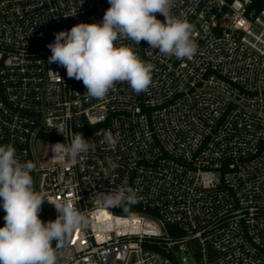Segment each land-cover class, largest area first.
I'll use <instances>...</instances> for the list:
<instances>
[{
	"label": "built area",
	"instance_id": "2783aa9c",
	"mask_svg": "<svg viewBox=\"0 0 264 264\" xmlns=\"http://www.w3.org/2000/svg\"><path fill=\"white\" fill-rule=\"evenodd\" d=\"M109 7L0 0V145L36 165V191L71 200L99 225L74 232L60 264L188 262L180 251L198 264H264V0H175L173 14L193 25L195 55L179 60L143 40L117 41L154 65L152 84L136 94L120 82L98 100L48 62L47 45L78 23L102 22ZM105 130L118 137L115 150ZM74 133L92 146L67 168L50 145ZM122 186L139 202L128 212L103 208L98 194ZM47 199L44 222L57 217Z\"/></svg>",
	"mask_w": 264,
	"mask_h": 264
},
{
	"label": "clouds",
	"instance_id": "9594fccd",
	"mask_svg": "<svg viewBox=\"0 0 264 264\" xmlns=\"http://www.w3.org/2000/svg\"><path fill=\"white\" fill-rule=\"evenodd\" d=\"M100 23H78L55 34L49 63L66 69L67 76L82 81L90 98L103 100L120 82L136 93L147 92L152 84L154 65L144 62L126 40L139 46L146 41L150 49L179 60L191 59L197 52L192 38L193 25L173 14L175 0H108ZM160 14L164 17L157 19ZM65 136L63 125H54ZM118 137L111 130L103 133V143L115 150ZM91 142L74 133L70 142L50 145V151L64 167L75 166ZM32 161L22 162L12 144L0 145V201L6 215L0 227V264H60L71 258V237L86 227H99L92 213H82L71 200L55 203L47 193L36 191L31 173ZM55 206V220L44 222L40 212L45 200ZM105 209L123 208L128 212L139 202L137 190L122 186L108 194H98ZM55 241V247L53 246Z\"/></svg>",
	"mask_w": 264,
	"mask_h": 264
},
{
	"label": "rangeland",
	"instance_id": "374dc122",
	"mask_svg": "<svg viewBox=\"0 0 264 264\" xmlns=\"http://www.w3.org/2000/svg\"><path fill=\"white\" fill-rule=\"evenodd\" d=\"M180 258L187 257L188 262H184L183 264H198V256L194 255L191 252L185 253L184 251L179 252Z\"/></svg>",
	"mask_w": 264,
	"mask_h": 264
},
{
	"label": "trees",
	"instance_id": "16d2710c",
	"mask_svg": "<svg viewBox=\"0 0 264 264\" xmlns=\"http://www.w3.org/2000/svg\"><path fill=\"white\" fill-rule=\"evenodd\" d=\"M256 1H257V3H259V6H260V1H262V0H256ZM261 4H262V3H261ZM4 224H5L4 218L0 216V227H3ZM55 243H56V242L53 241V246H54V247H55Z\"/></svg>",
	"mask_w": 264,
	"mask_h": 264
},
{
	"label": "water",
	"instance_id": "95a60500",
	"mask_svg": "<svg viewBox=\"0 0 264 264\" xmlns=\"http://www.w3.org/2000/svg\"><path fill=\"white\" fill-rule=\"evenodd\" d=\"M194 247H195V249L198 251V246H197V244H194Z\"/></svg>",
	"mask_w": 264,
	"mask_h": 264
}]
</instances>
